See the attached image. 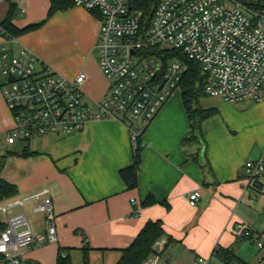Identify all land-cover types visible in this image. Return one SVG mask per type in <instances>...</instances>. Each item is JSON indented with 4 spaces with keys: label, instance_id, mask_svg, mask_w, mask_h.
<instances>
[{
    "label": "crops",
    "instance_id": "0c3cea01",
    "mask_svg": "<svg viewBox=\"0 0 264 264\" xmlns=\"http://www.w3.org/2000/svg\"><path fill=\"white\" fill-rule=\"evenodd\" d=\"M50 6L51 0H0V23L12 9V25L18 30L40 24L16 37L14 51L27 48L68 78L86 73L93 55L100 67V16L73 4L48 18ZM56 29L62 52L45 39ZM67 53L74 58L66 59ZM80 58V66H75ZM86 75L84 92L102 100L108 80L103 77L100 93L90 96L93 79ZM199 103L204 110L216 111L201 123L199 140L189 141L191 121L180 88L146 126L133 189L120 175L133 164V144L127 126L118 121H92L81 132L47 135L25 141L21 150L10 149L1 176L18 194L0 205L48 188L58 240L35 242L9 258L1 256L0 264H59L61 259L70 264H117L151 221H161L165 232L151 256L158 257L159 264H197L200 257L224 264L217 254L227 249L241 264H264L255 244L242 239L239 229L250 226L264 240V180L252 183L245 166L264 154V101L230 103L205 96ZM12 125L0 95V136L5 134L0 150L18 145L6 144ZM196 190L202 197L191 206L187 196ZM148 198L152 203L144 204ZM35 206L34 201L26 202L24 209L13 207L12 214L24 211L34 233L46 236V217L35 212ZM0 215L5 228L6 215Z\"/></svg>",
    "mask_w": 264,
    "mask_h": 264
},
{
    "label": "built area",
    "instance_id": "2783aa9c",
    "mask_svg": "<svg viewBox=\"0 0 264 264\" xmlns=\"http://www.w3.org/2000/svg\"><path fill=\"white\" fill-rule=\"evenodd\" d=\"M98 14L101 21L97 49L100 68L109 82L107 94L92 100L83 90L87 75L58 73L22 47L0 24V88L13 119L6 144L14 145L47 135L81 132L92 121L113 120L127 126L134 146L143 141L146 126L178 87L188 67L166 58L175 50L200 65L207 77L206 96L230 103L249 98L264 101V9H249L239 0H161L150 19L133 9V0H73ZM252 183L264 180V154L245 165ZM201 190L187 200L196 206ZM46 217L48 234L36 235L24 211ZM6 227L0 232V257L9 258L35 242L58 240L50 190L43 188L25 199L0 205ZM240 237L251 240L264 263V240L250 226L240 225ZM144 264H159L158 257ZM197 264H210L200 257Z\"/></svg>",
    "mask_w": 264,
    "mask_h": 264
},
{
    "label": "trees",
    "instance_id": "16d2710c",
    "mask_svg": "<svg viewBox=\"0 0 264 264\" xmlns=\"http://www.w3.org/2000/svg\"><path fill=\"white\" fill-rule=\"evenodd\" d=\"M160 1L161 0H133V9L142 12L145 19H150ZM73 4V0H51L48 18L52 17L57 11L66 10ZM255 6L256 9H264V1L258 0ZM12 12L11 9L7 18L0 24L6 33L13 37L27 33L40 25L37 24L24 30H18L12 25ZM165 54L166 58L163 61L164 65L168 63V59H179L188 67L178 87L182 92L184 104L191 121V138L189 141L199 140L201 123L216 112L214 109L204 110L199 103L201 98L206 96L204 86L207 77L203 74L198 63L189 60L186 56L182 55V53L175 50H167ZM142 147L143 144L141 140L138 141L136 146L133 145V164L131 167L120 171V175L129 189L137 187ZM7 158L8 155H0V203L12 199L18 194L17 187L5 181L1 176ZM150 203H152V199L150 198L144 202V204ZM3 229L4 227L2 228L0 226V231ZM164 235L165 232L161 221L148 222L138 234L133 244L123 252L122 258L117 264H144L153 255L156 244ZM217 257L220 258L224 264H241L238 262L231 249L221 250L218 252ZM86 259L87 254H85V260ZM87 263L86 260L85 264ZM59 264L70 263L67 259H61Z\"/></svg>",
    "mask_w": 264,
    "mask_h": 264
},
{
    "label": "rangeland",
    "instance_id": "374dc122",
    "mask_svg": "<svg viewBox=\"0 0 264 264\" xmlns=\"http://www.w3.org/2000/svg\"><path fill=\"white\" fill-rule=\"evenodd\" d=\"M244 6H246L247 8L249 9H256V6H255V3L258 1V0H239ZM53 33H48L47 35H45V39L46 41L49 42L50 46H54V48L58 51H61L62 50V47H60L62 45V38L60 37L61 36V33H60V30L56 29L54 31H52ZM63 51V50H62ZM61 51V52H62ZM66 59H71V58H74L73 55H70V54H66L65 55ZM74 61V60H73ZM82 62V58L79 59V63L74 61L75 63V66L77 64H81ZM73 63V64H74ZM85 71H86V74H88L89 76V79H93L92 83L90 81V84H93V87L92 88H89L87 93L90 95V96H97L99 93H100V90H101V85H98L99 82L102 81V78L104 76V74L102 73L101 71V68L99 67V62H98V58L96 57V55L92 56L91 59L87 62V65L85 67ZM92 86V85H91ZM178 89V88H177ZM0 95L3 97L2 95V89L0 88ZM246 102H259L253 98H249L246 100ZM61 136V135H60ZM0 140L1 141H4L5 140V134L4 135H1L0 136ZM25 145V142H18V145H15V146H5V148H2L0 151H2V154H5V155H8L10 156V152H8L10 149H14V150H21V146ZM0 218H3L2 215H0Z\"/></svg>",
    "mask_w": 264,
    "mask_h": 264
},
{
    "label": "water",
    "instance_id": "95a60500",
    "mask_svg": "<svg viewBox=\"0 0 264 264\" xmlns=\"http://www.w3.org/2000/svg\"><path fill=\"white\" fill-rule=\"evenodd\" d=\"M264 1V0H263Z\"/></svg>",
    "mask_w": 264,
    "mask_h": 264
}]
</instances>
